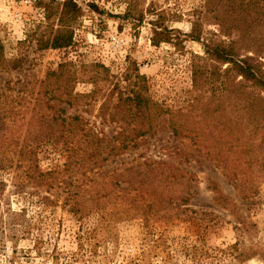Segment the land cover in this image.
<instances>
[{
  "label": "rangeland",
  "instance_id": "rangeland-1",
  "mask_svg": "<svg viewBox=\"0 0 264 264\" xmlns=\"http://www.w3.org/2000/svg\"><path fill=\"white\" fill-rule=\"evenodd\" d=\"M75 1L86 15L75 28L73 47L36 51L32 46L24 66L0 82L8 78L15 82L40 80L48 70L73 61L102 64L112 72L114 83L126 86L125 75L135 63L147 78L151 96L162 106L170 129L154 138L147 136V143L112 160L97 173V178L104 179L109 187L119 180L124 191L140 189L139 201L151 203L154 210L137 219H121L119 189L118 193L105 196L108 202L102 194L97 195V186L89 180L94 174L70 161L67 130L54 128L38 149L41 170L51 173L50 177L28 183L22 169L16 173L0 171V264H264L259 256L244 263L237 259V254L246 248L264 244V178L257 192L243 199L216 161L180 156L176 162L195 175L194 181L190 191L168 197L157 191L154 182H149L152 167L141 166L145 160L171 161L175 157L173 148L178 143H174L173 129L179 126V139L189 148L197 147L194 144L199 140L192 138L198 135L192 124L198 121L202 106L198 104L192 72L194 58L204 56L205 46L175 31L189 34L205 9L206 0H146L139 7L137 0ZM91 5L100 11L91 12ZM130 5L135 7L132 16L123 19ZM47 14L36 0H0V43L9 57L17 56L19 44L30 33L40 26H49ZM155 24L174 32L172 43L154 45ZM207 30L209 38L221 37L216 27ZM179 38L185 40L181 46H177ZM93 90L90 83H78L75 88L79 94ZM109 92L87 110L64 107L65 117L81 115L88 129L116 135L119 127L102 124L99 116ZM261 96L264 98V93ZM211 176L236 200L256 229L253 225L242 226L216 205L215 194L207 184ZM75 204L85 218L80 219V213L72 211ZM184 209L188 211L180 213Z\"/></svg>",
  "mask_w": 264,
  "mask_h": 264
},
{
  "label": "trees",
  "instance_id": "trees-1",
  "mask_svg": "<svg viewBox=\"0 0 264 264\" xmlns=\"http://www.w3.org/2000/svg\"><path fill=\"white\" fill-rule=\"evenodd\" d=\"M47 1L36 0V3L48 13L49 26H40L30 33L27 40L19 44L17 56L9 57L0 43V79L24 66L32 46L36 51L73 47L75 28L80 25L86 10L75 0ZM145 1L137 0V6ZM132 7L129 6L123 19L132 16ZM90 11L99 12L100 8L91 5ZM155 26L154 45L172 43L174 32L167 27ZM212 26L217 28L220 38L208 37L210 31L207 29ZM175 33L205 46L204 56L194 58L192 72L193 87L198 93V104L202 106L198 121L192 124L198 136L192 139L199 141L194 144L195 149L189 148V144L179 139V126L173 129L174 143H178L173 148L175 157L171 161L145 160L141 166L152 167L149 182L155 183L162 196L178 197L184 190L190 191L195 175L179 166L181 163L175 158L185 156L195 160L206 157L217 162L224 177L231 180L243 199L251 198L264 178V98L261 96L264 93V0H206L205 9L194 21L191 32ZM184 41L179 38L177 46ZM219 67L226 69L221 71ZM124 81L126 86L114 83L112 72L102 64L64 61L56 69L48 70L40 80L30 78L15 82L8 78L4 83L0 82V171L16 173L22 169L28 183L50 177L51 173L41 170L38 149L51 130L62 127L67 130L70 161L84 172L94 174L89 180L97 186V195L102 194L108 202L105 196L119 191V204H123L118 212L121 219L151 214L153 205L139 201L140 189L124 191L119 180L115 184L113 181L112 189L113 184L109 187L104 179L97 178V173L108 167L112 160L147 143V136L154 138L170 129L162 106L151 96L147 78L140 74L135 63ZM78 83H90L94 90L90 94L76 93ZM252 87L257 89L252 90ZM109 90L100 106L99 116L102 124L119 127L116 135L88 129L81 115L65 117L67 110L64 107L87 110L99 103ZM207 184L220 209L242 226L253 225L256 229L215 177L211 176ZM95 202L100 206L99 199ZM77 207L75 204L72 211L80 213V219L85 218L81 208L76 210ZM187 211L184 209L180 213ZM255 256L264 263V244L246 248L237 254V259L244 263Z\"/></svg>",
  "mask_w": 264,
  "mask_h": 264
}]
</instances>
